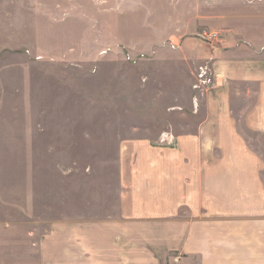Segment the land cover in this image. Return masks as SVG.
Here are the masks:
<instances>
[{"label": "rangeland", "instance_id": "rangeland-1", "mask_svg": "<svg viewBox=\"0 0 264 264\" xmlns=\"http://www.w3.org/2000/svg\"><path fill=\"white\" fill-rule=\"evenodd\" d=\"M263 13L257 0H0V264H191L171 250L147 260L141 232L157 221L109 242L122 153L139 138L170 145L172 111L188 97L196 110L205 89L203 33L263 38Z\"/></svg>", "mask_w": 264, "mask_h": 264}, {"label": "crops", "instance_id": "crops-1", "mask_svg": "<svg viewBox=\"0 0 264 264\" xmlns=\"http://www.w3.org/2000/svg\"><path fill=\"white\" fill-rule=\"evenodd\" d=\"M257 32L259 26L201 43L197 51L217 80L197 90L199 106L192 110L188 97L186 110L172 111L181 120L168 129L170 145L139 138L122 153L127 178L118 215L106 219L117 249L121 235L134 234L131 221L149 220L158 226L141 232L149 236L147 260L171 250L191 264H264V149L248 140L250 132L264 138V37ZM127 251L134 260L133 247Z\"/></svg>", "mask_w": 264, "mask_h": 264}, {"label": "built area", "instance_id": "built-area-1", "mask_svg": "<svg viewBox=\"0 0 264 264\" xmlns=\"http://www.w3.org/2000/svg\"><path fill=\"white\" fill-rule=\"evenodd\" d=\"M218 31L216 30H210L208 32L203 33V37H205L207 40L212 39L213 37L218 36ZM215 80H217V74L214 73L213 69L211 66L208 64V62H203L200 63L197 66L196 69V80L193 83L195 88H201V87H208L211 85ZM194 104H196V99L195 97L193 98ZM159 139L160 141H166V142H173V134L170 133L168 130H163L159 134Z\"/></svg>", "mask_w": 264, "mask_h": 264}]
</instances>
